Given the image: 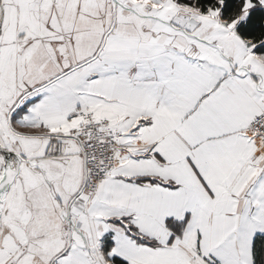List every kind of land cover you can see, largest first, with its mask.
Listing matches in <instances>:
<instances>
[{
	"label": "snow or ice",
	"instance_id": "6c2138e0",
	"mask_svg": "<svg viewBox=\"0 0 264 264\" xmlns=\"http://www.w3.org/2000/svg\"><path fill=\"white\" fill-rule=\"evenodd\" d=\"M0 264H264V0H0Z\"/></svg>",
	"mask_w": 264,
	"mask_h": 264
}]
</instances>
